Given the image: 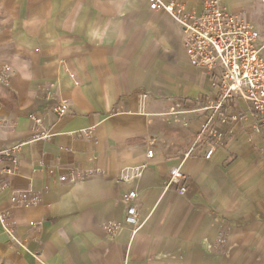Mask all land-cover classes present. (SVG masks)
<instances>
[{"label": "crops", "instance_id": "obj_1", "mask_svg": "<svg viewBox=\"0 0 264 264\" xmlns=\"http://www.w3.org/2000/svg\"><path fill=\"white\" fill-rule=\"evenodd\" d=\"M177 1L196 14L204 2ZM223 1L264 46V0ZM0 67L12 71L0 85V149L21 145L17 174L0 177V213L24 245L0 221V264H264V132L239 103L243 120L219 127L224 147L204 159L195 142L216 93L170 15L148 0H0ZM62 102L70 112L57 118ZM33 114L48 141L33 140ZM139 166L141 179L119 180ZM131 190L137 231L125 224ZM27 191L39 205L11 203Z\"/></svg>", "mask_w": 264, "mask_h": 264}, {"label": "built area", "instance_id": "obj_2", "mask_svg": "<svg viewBox=\"0 0 264 264\" xmlns=\"http://www.w3.org/2000/svg\"><path fill=\"white\" fill-rule=\"evenodd\" d=\"M152 11H162L172 17L182 33V45L191 66L209 71L212 87L216 95L203 108L206 118L203 121L195 142L204 153L205 160H211L218 150L224 147V135L219 127H229L243 120L242 115L235 114L234 109L239 103L248 106L249 115L255 121V130L264 132V46L260 44V33L250 22L244 21L241 15L228 11L223 0H204L200 13L190 12L185 5L177 0H148ZM64 69L72 76L66 64ZM12 71L9 67H0V85L9 87ZM146 95L142 96V100ZM70 112V107L58 103L53 113L62 118ZM35 142H46L51 138L50 130L42 116L31 115ZM91 135L92 132H87ZM21 145L0 149V177L14 176L18 171ZM190 149L184 159L190 158L195 151ZM153 150L147 151L152 158ZM145 167H125L120 171L119 180L132 183L143 176ZM172 182L180 184L186 179L180 168L170 172ZM67 181L66 177L60 178ZM8 187L0 180V195ZM187 187L182 185L180 195H185ZM138 194L135 190L126 196L125 224L137 231L139 211L136 205ZM13 205L25 208L39 205L41 197L31 191L21 192L10 198ZM0 221L10 240L24 247L16 235V230L9 227V216L0 213ZM33 225V224H32ZM34 226V225H33ZM118 226L107 228L115 233Z\"/></svg>", "mask_w": 264, "mask_h": 264}, {"label": "rangeland", "instance_id": "obj_3", "mask_svg": "<svg viewBox=\"0 0 264 264\" xmlns=\"http://www.w3.org/2000/svg\"><path fill=\"white\" fill-rule=\"evenodd\" d=\"M254 8L256 10H258L259 12L261 11V5L259 1H256V3L254 4ZM260 20V18L258 19V21Z\"/></svg>", "mask_w": 264, "mask_h": 264}]
</instances>
